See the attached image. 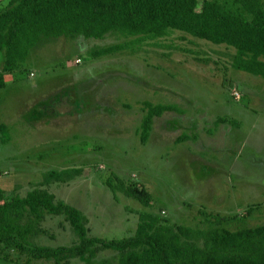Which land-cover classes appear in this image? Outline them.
<instances>
[{"label": "rangeland", "instance_id": "rangeland-1", "mask_svg": "<svg viewBox=\"0 0 264 264\" xmlns=\"http://www.w3.org/2000/svg\"><path fill=\"white\" fill-rule=\"evenodd\" d=\"M133 40L60 37L6 75L0 124L10 138L0 137V188L25 195L46 172L80 167L82 175L49 189L105 239L131 235L143 210L185 225L198 224L203 209L237 217L231 229L264 224V78L233 69L234 48L180 31ZM124 42L126 50L92 56ZM143 100L179 109L156 117L145 142ZM221 117L234 124H218ZM113 174L143 184L153 207L114 194L105 183ZM44 225L54 234L44 244L77 240L63 217Z\"/></svg>", "mask_w": 264, "mask_h": 264}, {"label": "trees", "instance_id": "trees-1", "mask_svg": "<svg viewBox=\"0 0 264 264\" xmlns=\"http://www.w3.org/2000/svg\"><path fill=\"white\" fill-rule=\"evenodd\" d=\"M180 31L235 49L230 66L264 78V0H9L0 6V90L6 75L23 69L30 53L60 37L103 39L108 34L134 39L131 44L160 40ZM127 42L101 47L92 56L126 50ZM236 93V92H235ZM239 94V93H238ZM237 99H240L237 98ZM140 139L148 140L154 119L179 110L173 104L142 102ZM232 123L225 117L217 123ZM2 142L9 128L0 124ZM191 136L184 134L183 139ZM182 140V139H181ZM80 167L50 170L25 195L0 188V261L5 264H264V224L229 228L235 216L202 210L198 224H177L160 212L138 213L135 231L124 238L91 235L88 217L49 189L82 175ZM106 185L153 207L143 185L113 174ZM60 216L76 241L51 246L45 221ZM110 251V257H100Z\"/></svg>", "mask_w": 264, "mask_h": 264}, {"label": "built area", "instance_id": "built-area-1", "mask_svg": "<svg viewBox=\"0 0 264 264\" xmlns=\"http://www.w3.org/2000/svg\"><path fill=\"white\" fill-rule=\"evenodd\" d=\"M234 94H235V96H236V97H238V98H239V94H238L237 92H236V93H234Z\"/></svg>", "mask_w": 264, "mask_h": 264}]
</instances>
